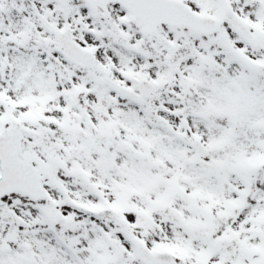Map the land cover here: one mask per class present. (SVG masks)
<instances>
[{
    "label": "snow or ice",
    "instance_id": "1",
    "mask_svg": "<svg viewBox=\"0 0 264 264\" xmlns=\"http://www.w3.org/2000/svg\"><path fill=\"white\" fill-rule=\"evenodd\" d=\"M0 264H264V0H0Z\"/></svg>",
    "mask_w": 264,
    "mask_h": 264
}]
</instances>
